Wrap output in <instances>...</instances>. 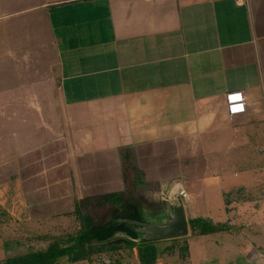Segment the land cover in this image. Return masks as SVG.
<instances>
[{"label": "crops", "instance_id": "0c3cea01", "mask_svg": "<svg viewBox=\"0 0 264 264\" xmlns=\"http://www.w3.org/2000/svg\"><path fill=\"white\" fill-rule=\"evenodd\" d=\"M231 93L244 113L230 116ZM8 172L0 264L47 250L48 216L31 206L68 187L178 198L188 222L224 227L194 231L186 264H264V0H0Z\"/></svg>", "mask_w": 264, "mask_h": 264}, {"label": "rangeland", "instance_id": "374dc122", "mask_svg": "<svg viewBox=\"0 0 264 264\" xmlns=\"http://www.w3.org/2000/svg\"><path fill=\"white\" fill-rule=\"evenodd\" d=\"M52 156L44 161L47 166H57V163L62 160L54 152ZM69 175V173H66ZM10 173L1 174L0 181H5L9 178ZM2 191V190H1ZM58 189H51V194H58ZM10 190L6 191L5 196L0 199V246L11 242V198L9 197ZM61 195L65 197L60 202L58 199H50L49 204H45L42 198H37L31 206L33 214L42 216L47 215L50 225L41 228L45 233L49 234V241L45 240L46 249L51 246L58 247L62 250H68L74 246L76 249L70 251L66 256L59 258L58 262L71 261L74 256L86 255L84 264H132L138 261V252L136 248H142L145 245L154 246L157 252V263L159 260H164L167 264H186L188 242L192 240L194 233L192 222H188L189 234L186 237L164 240L156 242L139 243L126 239L122 236L123 232L116 233L111 242L125 239L132 241V245L110 244L103 247L102 253H95L96 250L102 247L101 243L94 242L93 244L83 243L84 247L78 245L77 241L81 236L88 232L90 228L103 226L106 224L120 223L121 220L139 221L147 223L149 221H160L165 218L168 210L172 209V203L165 202L160 197L151 196L150 190L146 188H129L119 196H113L108 200L107 196L94 198L78 199L74 197L73 190L68 187L66 190H61ZM183 197V196H182ZM41 201V202H40ZM44 204V205H42ZM40 223V222H38ZM124 224V223H120ZM137 229H132L136 232ZM22 231V229H20ZM22 233V232H21ZM46 235V234H45ZM25 237H18L23 239ZM35 243L39 241V235L33 233L30 237ZM135 239V238H134ZM48 241V242H46ZM118 248V249H114ZM93 252V254L91 253ZM90 253V255H89ZM26 255V254H25ZM89 255V256H88ZM156 263V264H157Z\"/></svg>", "mask_w": 264, "mask_h": 264}, {"label": "trees", "instance_id": "16d2710c", "mask_svg": "<svg viewBox=\"0 0 264 264\" xmlns=\"http://www.w3.org/2000/svg\"><path fill=\"white\" fill-rule=\"evenodd\" d=\"M113 196H107V199H112ZM193 230L198 232L200 235H206L210 234L216 231H221L224 227L222 226H214L210 222L202 220V219H196L192 221ZM135 227V225H129V224H106L99 227L90 228L88 232L84 233L81 238L77 241L78 245L81 247H84L83 243L93 244L101 243L102 247L95 251V253H102L104 251L103 247H106L108 243L110 244H126V245H132V241L120 239L111 242L114 235L116 233H126L132 238H137L136 232H134L132 229ZM76 249V246L68 249V250H62L58 247L51 246L46 251H40L35 253H29L26 255L19 256L17 258L9 259L6 261V264H57L56 261L66 256L70 251H74ZM118 249V248H114ZM138 252V260L141 262V264H156L157 263V252L154 246L151 245H145L142 248H136ZM93 254V252H91ZM87 255V254H86ZM86 255L83 256H74L71 258L72 262H78V261H84L86 259ZM90 255V253H89ZM88 255V256H89Z\"/></svg>", "mask_w": 264, "mask_h": 264}, {"label": "water", "instance_id": "95a60500", "mask_svg": "<svg viewBox=\"0 0 264 264\" xmlns=\"http://www.w3.org/2000/svg\"><path fill=\"white\" fill-rule=\"evenodd\" d=\"M169 200L172 203V209L168 210L166 217L160 221L141 223L139 221L121 220L120 223L139 227L136 230L137 238L134 239L126 233H122V236L139 243L173 240L188 236L189 225L182 202L178 198H170Z\"/></svg>", "mask_w": 264, "mask_h": 264}, {"label": "built area", "instance_id": "2783aa9c", "mask_svg": "<svg viewBox=\"0 0 264 264\" xmlns=\"http://www.w3.org/2000/svg\"><path fill=\"white\" fill-rule=\"evenodd\" d=\"M236 4L238 5H244L247 0H235ZM234 97H239V99H234ZM227 104H228V108H229V114L230 116H233L235 114H239V113H244V111L246 110V100L243 97L242 93H231L227 95ZM241 107L243 108V110H236L234 111V109H241ZM181 196H186L185 192L181 193Z\"/></svg>", "mask_w": 264, "mask_h": 264}, {"label": "snow or ice", "instance_id": "6c2138e0", "mask_svg": "<svg viewBox=\"0 0 264 264\" xmlns=\"http://www.w3.org/2000/svg\"><path fill=\"white\" fill-rule=\"evenodd\" d=\"M234 99H239V97H234ZM236 110H241V109H234V111H236Z\"/></svg>", "mask_w": 264, "mask_h": 264}, {"label": "flooded vegetation", "instance_id": "af4514ba", "mask_svg": "<svg viewBox=\"0 0 264 264\" xmlns=\"http://www.w3.org/2000/svg\"><path fill=\"white\" fill-rule=\"evenodd\" d=\"M137 228H139L138 226H135L133 229H137ZM134 231V230H133ZM135 232V231H134Z\"/></svg>", "mask_w": 264, "mask_h": 264}, {"label": "clouds", "instance_id": "9594fccd", "mask_svg": "<svg viewBox=\"0 0 264 264\" xmlns=\"http://www.w3.org/2000/svg\"><path fill=\"white\" fill-rule=\"evenodd\" d=\"M243 110V108L241 107V111Z\"/></svg>", "mask_w": 264, "mask_h": 264}]
</instances>
